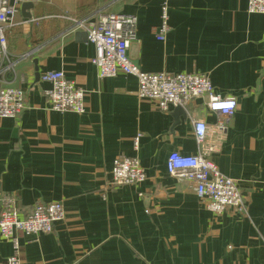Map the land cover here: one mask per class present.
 <instances>
[{
	"label": "crops",
	"instance_id": "0c3cea01",
	"mask_svg": "<svg viewBox=\"0 0 264 264\" xmlns=\"http://www.w3.org/2000/svg\"><path fill=\"white\" fill-rule=\"evenodd\" d=\"M248 1H169L161 41L164 0H24L33 6L22 4L7 32L16 63L0 89H23L26 107L0 119V193L14 195L21 216L58 202L65 219L51 234H17L22 264H264V15L250 14ZM110 13L137 18L129 56L143 72L208 74L215 95L236 99L225 133L204 99L180 116L139 99L134 76L99 77L94 46L67 18L89 24ZM49 71L86 91L84 114L49 108L51 85L41 80ZM193 114L207 124L210 159L240 186L246 214L213 215L193 182L168 174L171 153L198 151ZM120 156L137 158L147 180L110 186ZM12 253L0 234V264Z\"/></svg>",
	"mask_w": 264,
	"mask_h": 264
},
{
	"label": "built area",
	"instance_id": "2783aa9c",
	"mask_svg": "<svg viewBox=\"0 0 264 264\" xmlns=\"http://www.w3.org/2000/svg\"><path fill=\"white\" fill-rule=\"evenodd\" d=\"M169 1L164 0L161 8V28L157 38L166 39L169 27ZM182 1V0H178ZM24 0H0V79L8 70H14L7 32ZM250 14L264 15V0H249ZM73 28L84 30L88 41L94 46L96 56L92 59L101 79L114 78L119 74L134 76L138 82L137 96L141 100L154 102L163 112L181 107L189 111L195 100L207 101V108L221 116L217 124L220 134L227 131L229 120L237 109L235 98H221L215 95L214 86L208 74L193 73H147L134 63L129 51L137 41V18L132 15L110 13L93 23L76 18H67ZM22 56L21 58H25ZM41 80L51 85L45 92L49 108L59 113L84 114L86 91L68 80L62 71H49ZM25 91L21 88L0 89V119L18 117L25 109ZM198 151L195 155L173 152L167 159V171L173 178L189 180L195 184V191L206 210L220 217L233 209L240 215L247 208L238 183L223 174L210 159L213 147L207 144L208 128L204 120L191 116ZM137 143V139H136ZM110 186H136L147 180V174L140 161L134 157L120 156L115 159L111 172ZM65 219V208L61 203L39 204L27 215L21 216L13 194L0 193V234L13 247V253L6 264H22V249L18 233L26 236L51 234L56 223Z\"/></svg>",
	"mask_w": 264,
	"mask_h": 264
},
{
	"label": "water",
	"instance_id": "95a60500",
	"mask_svg": "<svg viewBox=\"0 0 264 264\" xmlns=\"http://www.w3.org/2000/svg\"><path fill=\"white\" fill-rule=\"evenodd\" d=\"M32 4H30V3H24L23 4V11H29V10H31L32 9ZM31 17V15L30 14H28L27 15V18H30ZM83 36H85L86 38H88V34H87V32H84V34H83ZM175 112H176V114L177 115H182V116H187V114H186V112L184 111V109L183 108H181V107H177L176 109H175Z\"/></svg>",
	"mask_w": 264,
	"mask_h": 264
}]
</instances>
